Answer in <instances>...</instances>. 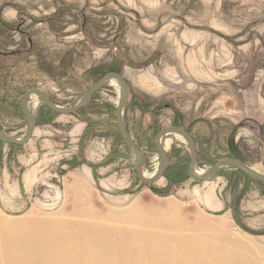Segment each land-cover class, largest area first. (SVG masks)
Returning a JSON list of instances; mask_svg holds the SVG:
<instances>
[{
    "label": "rangeland",
    "instance_id": "374dc122",
    "mask_svg": "<svg viewBox=\"0 0 264 264\" xmlns=\"http://www.w3.org/2000/svg\"><path fill=\"white\" fill-rule=\"evenodd\" d=\"M0 29L12 54L0 59L3 134H24L28 90L70 107L115 72L128 85L123 121L143 173L158 167L156 133L179 126L196 142V172L234 152L264 174V0H0ZM119 97L108 81L76 113L41 109L24 146L0 143V236L24 229L37 242L49 231L121 227L191 259L264 264V185L227 167L213 182L192 181L177 136L163 177L140 183L115 125ZM38 102L30 98V114Z\"/></svg>",
    "mask_w": 264,
    "mask_h": 264
},
{
    "label": "bare ground",
    "instance_id": "6f19581e",
    "mask_svg": "<svg viewBox=\"0 0 264 264\" xmlns=\"http://www.w3.org/2000/svg\"><path fill=\"white\" fill-rule=\"evenodd\" d=\"M169 136L176 135L160 140L164 149L173 141ZM153 174L144 176L150 178ZM77 228L79 232L72 229L65 233H40L37 242L31 240L30 230L24 229L15 230L10 238L0 236V264H216L205 262L200 256L191 259L179 254L177 246L163 237L147 239L145 236L150 234L146 230L110 227L106 236L103 228L97 231L93 225Z\"/></svg>",
    "mask_w": 264,
    "mask_h": 264
},
{
    "label": "water",
    "instance_id": "95a60500",
    "mask_svg": "<svg viewBox=\"0 0 264 264\" xmlns=\"http://www.w3.org/2000/svg\"><path fill=\"white\" fill-rule=\"evenodd\" d=\"M114 81L120 88V97L116 104L115 110V125L118 134L128 151L129 160H131L133 154V162L131 163L132 169L135 173L137 180L144 185H152L157 183L164 175V172L168 168L170 162L164 147L161 145L160 140L168 135H176L180 137L187 145L189 154V165L187 169L188 178L194 182H213L217 178L218 171L223 167L232 168L240 171L247 178L254 182L264 183V174L258 173L251 167L245 166L237 160L233 159H221L215 164L209 166L208 170L203 171V173L198 174L195 171L197 165L196 148L193 139L187 134L183 128L179 127H165L158 131L154 138V144L157 153L158 167L156 172L150 178H146L143 173V166L145 164V158L142 153L136 147L132 137L128 133L126 126L123 121V113L128 105L129 101V91L128 85L124 78L117 73H106L97 82H95L82 96V98L70 107H58L55 106L48 94L44 93L38 89H32L26 92L22 98L21 102V112L22 116L26 121V129L22 137L14 138L3 134L0 131V143L6 145L24 146L27 144L34 132L35 120L37 118L38 112L41 108H47L54 114L57 115H71L76 113L82 108H85L91 101L93 95L100 91L102 87L108 82ZM31 97H36L38 99V104L35 113L32 115L28 110V103Z\"/></svg>",
    "mask_w": 264,
    "mask_h": 264
},
{
    "label": "trees",
    "instance_id": "16d2710c",
    "mask_svg": "<svg viewBox=\"0 0 264 264\" xmlns=\"http://www.w3.org/2000/svg\"><path fill=\"white\" fill-rule=\"evenodd\" d=\"M18 32H21V33H23L20 29L18 30ZM25 36V35H24ZM2 39H4V40H6L7 39V37L5 36V34L3 33V30H1L0 29V59H2V58H9V57H11V55L12 54H10V53H4V52H2V50H1V47H4V45H5V43H3L2 41ZM3 45V46H2ZM115 73V72H114ZM118 74V73H117ZM29 91V90H28ZM26 93V92H25ZM24 93V94H25ZM24 94H23V96H24ZM23 96H22V98H23ZM52 102V101H51ZM41 109H43V108H41ZM40 109V110H41ZM44 109H47V108H44ZM39 110V111H40ZM48 110V109H47ZM49 111V110H48ZM20 112H21V104H20ZM51 112V111H50ZM21 114H22V112H21ZM176 127H179V126H176ZM179 128H182V127H179ZM127 129V128H126ZM186 132H187V134L193 139V141H194V143H195V148H196V156H197V158H198V149H197V145H196V142H195V140H194V138H193V136L191 135V132L189 131V129H187V128H183ZM233 131V130H232ZM157 134V133H156ZM156 136V135H155ZM228 138L229 139H233V134H231V133H229V135H228ZM154 146H155V144H154ZM229 148H231V146L229 145L228 146ZM228 153H230V150H229V152ZM225 159H233V160H237V161H239L240 163H242L243 165H245V166H247V164H245L241 159H239V158H237L235 155H234V152H232V153H230V157L229 158H225ZM219 161V160H218ZM213 165V164H212ZM211 166V165H210ZM225 168V167H224ZM228 168V167H227ZM188 169V168H187ZM228 169H230L231 171H233L235 174H240V175H244V174H242L240 171H238V170H235V169H232V168H228ZM167 170V169H166ZM220 171V170H219ZM219 171H218V173H217V176H218V174H219ZM165 173V172H164ZM235 174H233V175H235ZM188 176V175H187ZM244 177H246V176H244ZM247 178V177H246ZM249 179V178H248ZM252 181V180H251ZM256 183H258V182H256ZM258 184H261V185H264V183H258Z\"/></svg>",
    "mask_w": 264,
    "mask_h": 264
},
{
    "label": "crops",
    "instance_id": "0c3cea01",
    "mask_svg": "<svg viewBox=\"0 0 264 264\" xmlns=\"http://www.w3.org/2000/svg\"><path fill=\"white\" fill-rule=\"evenodd\" d=\"M76 131L74 132V135L79 133V131H81L83 129V127L81 125L77 126L76 128ZM129 158V157H128ZM87 171V170H86Z\"/></svg>",
    "mask_w": 264,
    "mask_h": 264
}]
</instances>
